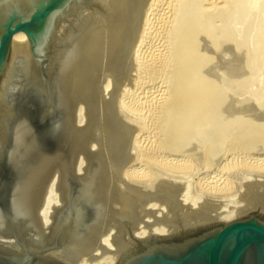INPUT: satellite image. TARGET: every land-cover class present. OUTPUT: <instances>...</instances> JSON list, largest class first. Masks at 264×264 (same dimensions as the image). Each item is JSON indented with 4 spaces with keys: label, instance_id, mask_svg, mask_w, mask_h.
<instances>
[{
    "label": "rangeland",
    "instance_id": "rangeland-1",
    "mask_svg": "<svg viewBox=\"0 0 264 264\" xmlns=\"http://www.w3.org/2000/svg\"><path fill=\"white\" fill-rule=\"evenodd\" d=\"M112 6L117 18L109 12L107 21L115 22H107V31L118 24V33L112 45L107 43L112 35H104L108 47L97 66L103 94L95 99L101 102L96 111H101L98 119L88 116V130L93 126L91 137L105 139L103 162L117 161L124 176L128 169H138L129 187L143 205L141 223L146 222L139 230L152 224L167 228L172 218L164 215L167 200L149 196V183H178L189 205L202 206L209 198L214 208L207 214L217 215L223 208L226 221L239 217L236 212L250 200L251 182L259 178L244 162L246 155L264 160V0H115ZM94 72L90 66L81 82L89 85ZM101 113L109 117L106 123ZM94 120L101 122L96 123L99 129ZM263 168L255 170L264 173ZM102 171L99 179L107 177ZM175 195L169 201L175 203ZM57 201L54 193L51 206ZM145 204L159 213L145 214ZM170 205L174 216L180 206ZM128 208L123 219L137 217ZM112 231L104 238L114 243Z\"/></svg>",
    "mask_w": 264,
    "mask_h": 264
},
{
    "label": "water",
    "instance_id": "water-1",
    "mask_svg": "<svg viewBox=\"0 0 264 264\" xmlns=\"http://www.w3.org/2000/svg\"><path fill=\"white\" fill-rule=\"evenodd\" d=\"M82 8L102 7L96 0H0V82L7 78L0 88V264H76V259L58 252L67 246L68 233L60 235L67 225L63 219L75 215L82 230L106 218L115 206L82 169L74 166L78 130L84 127L85 118L79 120L63 104V52L77 31L78 10ZM17 43H26L27 53L14 58L7 76L10 48ZM17 123L24 124L35 146L24 158L25 168L18 156L22 151L11 152ZM94 145L81 159L82 165L95 164L91 153ZM43 156L55 172L61 192L50 216L37 215L33 225L16 209L13 196L27 165L33 168ZM261 204L253 206L262 210L254 207L225 222L205 213H178L167 232L144 236L136 234L143 216L124 218V232H119L127 245L117 251V264H264ZM57 222L61 227L51 232ZM111 224L112 229L122 227L120 222Z\"/></svg>",
    "mask_w": 264,
    "mask_h": 264
},
{
    "label": "bare ground",
    "instance_id": "bare-ground-1",
    "mask_svg": "<svg viewBox=\"0 0 264 264\" xmlns=\"http://www.w3.org/2000/svg\"><path fill=\"white\" fill-rule=\"evenodd\" d=\"M96 1L101 5L102 8H100V9L99 8L98 9L82 8V9L78 10V14H79L78 15V23L76 25L77 31L75 32L74 36L71 35L72 40L70 42V45L67 46V49L65 50V52H63L64 54L62 53L64 55V58H63L62 72L60 74V77H61L63 84L66 85V88H65V92H66L65 94L66 95H65L64 101H63L64 106L68 109L69 113H71V114L73 113L74 116L76 115V118H78L79 120H83L82 119L83 117L85 118V120H83L84 127H82L80 130H78L79 141H78V150L74 155V161H75L74 166L78 167V169H82L83 174L86 177L90 178L92 180L93 184L96 185L101 191H104L108 195V198L110 199V201L115 206H114V208H111L112 210L110 213H107L106 218H104V219L101 218L97 221L99 224L98 223L95 225L92 223L88 224L82 230L78 228V223H77V219H76L75 215L65 217L63 219V221H67V225L61 229L60 235L68 233L67 234V240H66L67 246L63 247L62 250L58 251V252H63L64 255H66L67 257L72 258L74 260L76 259V264H117L118 260H119L118 259L119 257L117 255V251L120 250L122 247L126 246L127 242L123 238V235L121 234V232L123 233L124 231L120 228V225H119V230H117L116 228L112 229L111 222H116V223L120 222L122 224L123 216L125 214L128 216L127 212L129 213V211H130V209L128 208V204L133 207L132 208L133 211L137 212V217L132 218L134 216V214H133V216L128 217L131 220H137V219L141 218L142 216H144L143 215L144 211L141 210V207H143L142 203L138 202V197H140L139 193L134 192L133 189H131L129 187V185H130L129 183L131 182L130 180L132 178L134 180V179H136L134 177L138 176V172H139V171H137L138 169H130V170L128 169V171H126V174L124 176V173L120 172V168H119L120 165L118 164L117 161H116V163H114L113 160H108L109 158L105 157V158H107L106 159L107 161L103 162L101 160L102 157H100V156L102 155L101 152L103 153V150L105 149L104 148L105 147V142H104L105 139L103 140V138L101 137L102 140H98L97 139L98 136H97V138L95 137L96 135L94 137H91V135L93 134V130H94V129H92L93 126L91 128H89V130H88V116L90 115V117H91V115H92V116L96 117L97 112L101 111V110L96 111V109H99V107H100L99 106L97 108L96 105L98 103L96 104V102L100 101L99 99H100V97H102L103 90H101V88L99 89V84L101 85V83H103L104 79H103L102 75L98 74L97 66L99 65V68H100L101 60L103 58H105L102 55H105L106 52L104 54H102V53H103V50H105V47H108V46H105L106 43L104 41L107 42V39H108L107 36L112 35V37H110L112 41L110 40L111 41L110 42L108 40L109 42H107V43L109 45L111 43L113 44L115 42V39H116L115 38L116 34L118 33V31L115 30L116 26H118V24H116V26H114L115 24L112 26V28L114 27L113 31H111L112 28H111V30L107 31V28L109 27L108 24L110 23L109 21H107V19L108 20L110 19L109 16L111 15V13L114 16L113 20L116 21V18H117L116 14L115 15L113 14L114 6H112V4L115 0H96ZM109 12H111V13L109 14ZM111 18H112V16H111ZM113 20H112V22H115ZM119 20H120V18H119ZM107 22H109V23H107ZM64 25H65V23L62 24V27H61L62 31H64V28H65ZM117 29H118V27H117ZM102 30H103V32H101ZM105 32L107 34L106 35L107 39L104 40ZM27 46L28 45L26 43H17L15 46H11L9 62H8V69H7V76L9 75L8 72L11 69V64L13 63L14 58L16 56H18L19 54H23V55L26 54L27 53ZM110 47L111 46H109V49H110ZM107 49H106V51H107ZM90 66H91V69H92V67L95 69V72L92 75L93 77H90L91 81H89L90 79L87 80L88 82H90V84L88 85L87 83H83L81 81H83L84 78L86 79L85 76H87V73L90 70ZM6 79L7 78H1L0 88H2ZM92 81H95V84L97 81V85L92 83ZM82 83L85 84V86H84L85 89H84V87L82 88V86L80 87V84H82ZM96 98H98V99H96ZM95 99L97 101H95ZM90 101H91V108H90ZM100 103L101 102H99L98 105H100ZM103 104H104V102H103ZM0 109H1V102H0ZM89 109L92 110L91 114H90V112L88 114V111H90ZM103 111H104V109H103ZM102 117H103V114H102ZM91 118L94 119L93 117H91ZM96 118L98 119V116ZM92 119H91V121H92ZM97 119H96V121H97ZM108 119H109V117H108ZM108 119L106 116L104 119L105 123ZM99 120H101V119H99ZM93 122H95V120ZM98 122L101 123L100 121H98ZM98 122H95L96 127H97L96 123H98ZM90 125H92V124L90 123ZM104 125H103V127H104ZM98 126H99V124H98ZM106 127H107V124H106ZM97 128H95V129H97ZM100 129H101V125H100ZM103 131H104V129H103ZM100 133H101V130H100ZM90 138H92V139L88 140ZM82 141H84V144L79 145L80 143H82ZM96 143H97V145H94ZM93 145L95 146V148H94V151H91V153L93 154V157L95 158V164L93 166H90V165L88 166V164L82 165L81 159L83 157L87 156L89 147L91 148V146L93 147ZM34 147H33V144L30 142V138H29V135L27 133V130H26V127L24 126V124L17 123L15 126L14 144H13V147L11 149V152L13 153L16 150L22 151L21 153L18 154V156H21V159H19L20 165L24 164V166H23L24 168L26 166L25 162L27 161V159H24V158L26 156L30 155V153L32 152V149ZM105 150H107V149H105ZM109 153H110V151H109ZM108 154H107V156L109 157L110 154L109 155ZM104 155H106V154H104ZM235 159H237V158H235ZM243 159H240V157H239V160H243ZM47 161L48 160H47L46 156H43V158L42 157L39 158L38 162L35 163L33 168H32V164L27 165L24 173L21 175V178L17 181L16 187H15L16 188L15 193L13 196V202H14V206L16 207V209H18L20 212L24 213L33 225H36V222H37L36 216L37 215L45 218L47 213H48L50 216V210H51L50 208L52 207L51 206L52 197H54V193L56 194V196H60V192H61L60 191L61 188H59L60 186L55 182V172L54 171L51 172V169H50L51 167L48 166ZM234 161H236V160H234ZM244 162H247L249 164L248 167H252V168H250V171L253 170V171H251V173H253L256 176H259V178L255 182H251L252 185L251 184L250 185H251L252 189H250V190L248 189L249 190L248 194L250 195V200L248 198L249 202L248 201L247 202L249 204L247 202H245V203H247V205H243L241 208L238 209V211L236 212V214L238 216L244 215L246 212L251 211L252 208H254V207L256 208L257 206H253V205H255L257 202L262 203L261 205L264 206V173L261 171L259 172V171L255 170V169H257V170L259 169V165H262V167H263L264 160H263V158L258 159L255 156H251V155L247 156L246 155ZM244 162H243V165H245ZM238 164H239V162H238ZM240 165L241 164H239V166ZM262 167H261V169H262ZM104 168H106V169L104 170ZM101 169H103V171H105L104 174L106 173V170H108V169H110V170L107 171L109 173L108 176L106 173L107 177H105V175H104V178L99 179L98 173L100 172ZM261 169H259V170H261ZM263 170H264V168H263ZM55 171H56V173L60 172L58 168H55ZM251 173H249V174H251ZM102 175H103V173H102ZM108 177L111 178L110 179L111 182H110ZM125 178H126V182H127L126 185L128 184V187L126 185H124ZM107 179L109 180V184H105L102 182V181L107 182L108 181ZM248 182H250V177H249V180L247 178L245 181L246 184H248ZM149 184H148V187H152L151 189H149V191H150L149 196L155 195V198L157 197L159 199L161 198V199L167 200L166 201V204L168 203L167 204V210L164 212V215H168V216L170 215V217H172V218L177 217L179 215L178 213H185L186 214V211H187V213L195 212V213L207 214L209 207L214 208L213 207L214 203L209 202L208 201L209 198H208L206 203H205L206 200H204V204L202 206H197L200 204V202H199V204L197 203V205H195L196 203L194 205L193 204L189 205V203L186 202L188 199L186 201L184 199H182L183 192H184L182 189L184 187L182 188L181 185L178 183L172 182L170 184V182H169L165 185L163 183L162 186L159 185L160 183L157 186H153V184H152V186H149ZM144 185H145V183H144ZM155 185H156V183H155ZM138 186H139V184H138ZM148 187H147V190H148ZM145 188H143L142 189L143 191H141L142 193H144V195L147 193V190H145ZM246 188L247 187H245V189ZM186 189H184V190L186 191ZM137 190H139V189H137ZM140 190H139V192H140ZM218 190L219 189H215L214 191L219 192ZM174 193L178 194V195H175L177 198V199H175V203L169 201L170 197H168L170 194L172 195ZM213 193H211L210 198H211V196L214 195ZM147 194H146V196H147ZM209 194H208V196H209ZM144 195H142V198L144 197ZM151 198H150V203L152 201ZM218 198H217V200H218ZM161 201H163V200H160L159 202H161ZM173 201H174V199H173ZM214 201H216V200H214ZM155 202H157V201H155ZM144 203L149 205V202L144 201ZM170 203L176 204V205L179 204V206H180V210L178 212H176V214L174 216H173L174 213L171 212L172 206L170 205ZM146 204L144 205V206H146L144 208L148 212L146 211L145 214L152 213L153 215H155V214L157 215L159 213V210H155L154 208L153 209L155 211H153V209L150 210L149 208L151 206L149 205L150 207H147ZM166 204L164 202L163 205H166ZM217 205L218 204L216 202V206ZM262 208L263 207L258 206L256 208V210L259 211V210H262ZM189 209H191L192 211H189ZM221 210L223 211V208ZM222 211L221 212L218 211L220 213L219 214L217 213V215L214 213L213 216H212V214L211 215L208 214L207 217L211 218L215 221H218V222H224V221H226V219H225L226 215H223L224 212H222ZM212 212H213V210H212ZM255 212H257V211H255ZM142 219H143V217L141 218L139 225H138V228L136 229V234L138 236L148 235L151 232L165 233L170 229V226L173 224L171 219H170V220H168L169 222H167L166 224L164 223L165 225L170 223L168 225L169 227L167 226V228H157V226L152 224V226H149V225L146 226V229H148V230L141 228L142 230L144 229V231H140L139 230L140 225L142 223L146 222L143 220V222L141 223ZM60 224H61L60 222L54 223L55 228L52 229L51 232H55V230L57 228L59 229L61 227ZM107 226H110V227H107ZM105 227H107V229H104ZM102 229H104V230H102ZM120 230H121V232H119ZM111 231H112L113 239H115L117 237L116 242H114V243H111L110 241H112V240H109L112 238H104V236L109 234ZM47 237H50V235H47ZM118 237H120V238H118ZM105 240H106V242H108V241L109 242L106 243ZM102 242L107 245L106 246L107 249Z\"/></svg>",
    "mask_w": 264,
    "mask_h": 264
}]
</instances>
